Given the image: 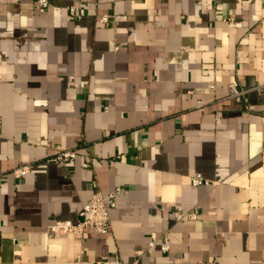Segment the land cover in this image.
Here are the masks:
<instances>
[{
	"label": "crops",
	"instance_id": "obj_1",
	"mask_svg": "<svg viewBox=\"0 0 264 264\" xmlns=\"http://www.w3.org/2000/svg\"><path fill=\"white\" fill-rule=\"evenodd\" d=\"M232 82L264 84V0H0V264H264V89ZM96 190L109 232L46 233Z\"/></svg>",
	"mask_w": 264,
	"mask_h": 264
},
{
	"label": "built area",
	"instance_id": "obj_2",
	"mask_svg": "<svg viewBox=\"0 0 264 264\" xmlns=\"http://www.w3.org/2000/svg\"><path fill=\"white\" fill-rule=\"evenodd\" d=\"M52 0H35V3L40 8H47L51 4ZM87 4H76L75 2L71 3L68 8V14L71 18L80 19L86 14ZM98 21L102 24H106L111 21L109 14L104 13L98 17ZM215 85L213 83L208 84V88L213 89ZM264 89V84H258L253 87L243 88L239 86V84L232 82L228 84V94L229 98H233L237 101H241L244 96L250 90L262 91ZM203 103L201 100H197L196 107L202 106ZM75 151L71 149H64L60 146H56V154L55 159L60 162L67 163L69 160L75 157ZM88 164L85 163L84 166ZM29 171L28 165H20L15 167L12 170V174L16 178L23 177ZM191 183L195 186L197 185H207L209 181L205 179L201 174H195L191 178ZM114 193L109 195V198H113ZM114 203L109 199L106 201L105 196L96 190L91 198L85 202L81 210L79 211V218L75 221L73 220H62V219H54L50 221L46 227V233L50 236H59L66 234H73L77 237H82L83 233L88 229H93L96 232L106 233L111 229V223L109 219V206H112ZM173 215L176 220H182L184 218L187 219H196L197 215L193 211L181 212L175 210ZM159 241L160 248L162 251L166 252L169 248V240L167 236H162L161 238H157L155 233L149 234L148 245L145 249H139L136 251L137 255H142L144 253H150L152 247ZM77 261H81L80 255L77 256ZM102 261H98L96 264H101ZM214 264V263H213Z\"/></svg>",
	"mask_w": 264,
	"mask_h": 264
}]
</instances>
